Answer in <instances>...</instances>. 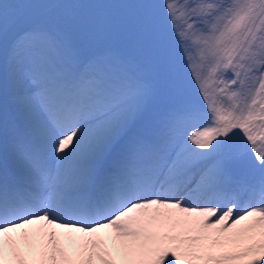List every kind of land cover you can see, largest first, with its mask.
Here are the masks:
<instances>
[{"label": "snow or ice", "instance_id": "6c2138e0", "mask_svg": "<svg viewBox=\"0 0 264 264\" xmlns=\"http://www.w3.org/2000/svg\"><path fill=\"white\" fill-rule=\"evenodd\" d=\"M22 2L64 0H0V264H264V0H149L163 87Z\"/></svg>", "mask_w": 264, "mask_h": 264}, {"label": "rangeland", "instance_id": "374dc122", "mask_svg": "<svg viewBox=\"0 0 264 264\" xmlns=\"http://www.w3.org/2000/svg\"><path fill=\"white\" fill-rule=\"evenodd\" d=\"M136 2L140 13L143 12L149 23L154 47L150 33L142 24L133 0H64L60 3L46 4L7 3L4 4V9L24 10L28 15L29 23L35 19H38L37 23H50L63 16L75 17L84 25L106 35L109 38L108 42L130 60L134 69L140 71L153 83L163 87L171 75L170 42L149 0H136ZM154 2L163 4L164 0H154ZM24 26L26 25L21 27ZM172 43L174 47V41ZM154 50L159 60L156 64L152 59ZM6 59V63L9 62L8 51Z\"/></svg>", "mask_w": 264, "mask_h": 264}, {"label": "bare ground", "instance_id": "6f19581e", "mask_svg": "<svg viewBox=\"0 0 264 264\" xmlns=\"http://www.w3.org/2000/svg\"><path fill=\"white\" fill-rule=\"evenodd\" d=\"M143 21H144V24L146 25V27H148L149 28V25H148V23L145 21V19L143 18ZM3 58H4V53H3Z\"/></svg>", "mask_w": 264, "mask_h": 264}]
</instances>
